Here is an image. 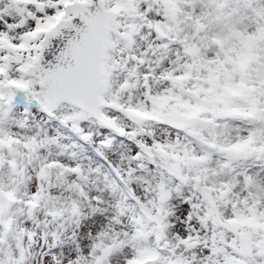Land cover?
<instances>
[{"label": "snow or ice", "instance_id": "6c2138e0", "mask_svg": "<svg viewBox=\"0 0 264 264\" xmlns=\"http://www.w3.org/2000/svg\"><path fill=\"white\" fill-rule=\"evenodd\" d=\"M0 264H264V0H0Z\"/></svg>", "mask_w": 264, "mask_h": 264}]
</instances>
